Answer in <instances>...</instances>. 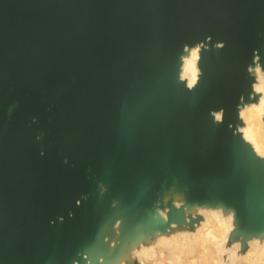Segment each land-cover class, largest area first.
<instances>
[{
  "label": "water",
  "instance_id": "water-1",
  "mask_svg": "<svg viewBox=\"0 0 264 264\" xmlns=\"http://www.w3.org/2000/svg\"><path fill=\"white\" fill-rule=\"evenodd\" d=\"M208 2L0 0V264H137L141 245L193 231L197 209L230 214L229 244L243 251L264 239V159L239 132L264 55L241 58L246 99L233 95L207 163L196 134L216 107L203 99L210 53L235 51L217 50L222 39L264 40V0L177 7ZM197 17L226 31L174 40ZM158 41H170L164 54L146 57ZM194 48L188 87L182 63Z\"/></svg>",
  "mask_w": 264,
  "mask_h": 264
},
{
  "label": "bare ground",
  "instance_id": "bare-ground-1",
  "mask_svg": "<svg viewBox=\"0 0 264 264\" xmlns=\"http://www.w3.org/2000/svg\"><path fill=\"white\" fill-rule=\"evenodd\" d=\"M198 48L190 50L183 58L181 79L192 87L198 77ZM254 91L260 95L258 102L245 105L239 115L243 126L239 128L243 139L255 153L264 159V72L256 69ZM242 114V115H241ZM202 220L193 231H177L156 237L148 245L132 252L137 264H264V239H251L247 249L239 242L229 244L233 229L232 216L223 215L219 209H197ZM135 253V255H134Z\"/></svg>",
  "mask_w": 264,
  "mask_h": 264
},
{
  "label": "snow or ice",
  "instance_id": "snow-or-ice-1",
  "mask_svg": "<svg viewBox=\"0 0 264 264\" xmlns=\"http://www.w3.org/2000/svg\"><path fill=\"white\" fill-rule=\"evenodd\" d=\"M246 6L247 5L224 3L221 2V0H217V2L188 3L177 5V7L189 10L205 9L214 11ZM150 7H163V5H150ZM209 27L226 31L225 27L220 23H209L206 21V19L197 17L191 23L178 28L174 40L195 38V36L200 31ZM169 42L170 41H158L154 45L150 46L145 52L146 57L155 59L157 56L163 55ZM215 48L217 50L233 48L235 51L233 53L217 51L215 53H210L208 57V66L206 69V86L203 99L208 103L215 104L216 107L213 108L209 113L208 126L196 131V134L199 138L197 151L202 157V164L207 163L208 157L211 156L214 147L218 143L216 132L224 125L228 114L229 105L232 103L233 95L236 94L237 103L243 104L245 102L246 96L239 92V89L242 87L240 60L246 54L250 56H256L257 59H259L260 55H264V40L259 41L258 44L245 47L236 41L230 42L228 39H222L216 43ZM196 51H199V49H196ZM248 71H251V68H248ZM252 91L253 89L250 85L249 93ZM196 102L199 103L200 100H197ZM125 117L126 114L122 112L121 119L124 120ZM162 165L164 164L155 166L147 165L146 167L160 170ZM165 166L168 168H175L177 165L174 161H170ZM113 207H116V205L113 204ZM51 223L55 224L56 221H52ZM174 226L175 225H173V227Z\"/></svg>",
  "mask_w": 264,
  "mask_h": 264
},
{
  "label": "clouds",
  "instance_id": "clouds-1",
  "mask_svg": "<svg viewBox=\"0 0 264 264\" xmlns=\"http://www.w3.org/2000/svg\"><path fill=\"white\" fill-rule=\"evenodd\" d=\"M258 90L264 91V89H258ZM261 104L264 105V100L261 101ZM32 123H36V119L35 118H33ZM42 138H43V134H41L40 136H37L36 137V140L37 141H40V140H42ZM39 155H40L41 158H44L46 156V152L44 150H41L40 153H39ZM64 163L67 164L68 161L65 160ZM77 203L79 204V201ZM134 255H135V253H134Z\"/></svg>",
  "mask_w": 264,
  "mask_h": 264
}]
</instances>
